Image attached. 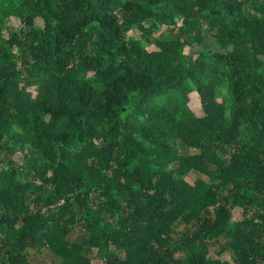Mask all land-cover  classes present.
<instances>
[{
	"label": "trees",
	"instance_id": "obj_1",
	"mask_svg": "<svg viewBox=\"0 0 264 264\" xmlns=\"http://www.w3.org/2000/svg\"><path fill=\"white\" fill-rule=\"evenodd\" d=\"M46 255L264 264V0H0V264Z\"/></svg>",
	"mask_w": 264,
	"mask_h": 264
},
{
	"label": "rangeland",
	"instance_id": "obj_2",
	"mask_svg": "<svg viewBox=\"0 0 264 264\" xmlns=\"http://www.w3.org/2000/svg\"><path fill=\"white\" fill-rule=\"evenodd\" d=\"M12 26L14 28H17L19 27L20 25V22L18 19H13V21L11 22ZM179 24L181 25L182 24V20L179 19ZM129 36L132 37V38H140L141 36V31L138 29V28H135L133 29L130 33H129ZM188 50V49H187ZM34 92H35V88H31ZM190 106L191 108L196 112L197 115L199 116H203L205 114L204 110H203V103L201 101V98L199 96V94L197 92H193L191 95H190ZM194 152V150H193ZM18 157V156H17ZM19 161H21V158L20 156L17 158ZM207 178L206 175L204 174H201L200 172H197V171H193L191 172L188 177H187V180L191 183H195V181L198 179V178ZM235 214H234V217L239 220L242 218L243 216V213H242V210L237 208L235 209ZM218 250V248L215 246L212 248V252H216ZM218 257H220L221 259L223 260H228V259H232L231 258V255L229 253H224V254H220L218 255ZM37 258H39L44 264H57V262H55L50 256L46 255V256H37ZM37 261L34 260L33 264H36ZM93 264H102L103 261L101 259H99L98 257H94L93 259Z\"/></svg>",
	"mask_w": 264,
	"mask_h": 264
}]
</instances>
